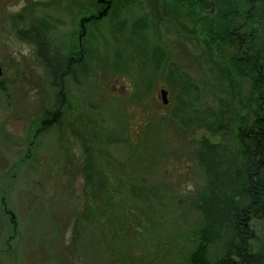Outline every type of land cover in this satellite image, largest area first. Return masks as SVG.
Segmentation results:
<instances>
[{
  "label": "rangeland",
  "instance_id": "rangeland-1",
  "mask_svg": "<svg viewBox=\"0 0 264 264\" xmlns=\"http://www.w3.org/2000/svg\"><path fill=\"white\" fill-rule=\"evenodd\" d=\"M60 3L0 0V82L6 88L0 89V264H186L203 223L195 207L207 185L200 142L234 145L231 115L241 112L239 100L248 105L249 85L221 74L216 56L195 61L189 93L170 91L160 78L152 94L169 89L167 105L160 97L142 98L138 85L153 69L169 71V64L144 54L137 30L100 29L97 49L85 58L95 75L80 84L65 76L68 101L61 119L37 146L30 145L44 110L48 119L54 117L58 90L10 17L31 11L46 40L66 59L78 51V27ZM113 41L120 56L114 48L110 58L117 64L109 72ZM185 50H175L181 72L187 67ZM97 53L106 60L98 64ZM219 119L224 127L218 128ZM107 136L116 140L107 143ZM85 146L98 171L94 188L85 180ZM139 187L156 195L147 199ZM221 250L217 242L209 247L212 263Z\"/></svg>",
  "mask_w": 264,
  "mask_h": 264
},
{
  "label": "flooded vegetation",
  "instance_id": "flooded-vegetation-1",
  "mask_svg": "<svg viewBox=\"0 0 264 264\" xmlns=\"http://www.w3.org/2000/svg\"><path fill=\"white\" fill-rule=\"evenodd\" d=\"M60 7L66 14H73L75 25L78 27V48L75 49L78 51H70L65 59L58 50L66 61L64 71L69 73L75 69L76 76L66 74L71 76L73 81L77 75L81 76L76 65L84 57V44H89L91 48L94 43L96 48L95 41H98V37L103 33L100 29L107 31L106 34H114L117 28L129 26L140 34L139 42L145 55L169 64V71L166 70L167 67H162V70L153 69L154 73L149 75L150 79L143 80L138 85L140 97L154 98L152 92L158 86L160 78L169 83L170 91H182V83H179L177 78L168 82L164 77L183 76L184 72L189 90L194 89L191 71L195 61L198 63L217 56L219 70L232 72L234 69V73H239L238 80H245L249 85L248 105L240 100L241 112L244 111L240 112L241 115L248 113L245 117L249 119L248 126L244 128L246 135L256 140L258 133L262 132L263 128L258 123L260 119L264 121V103L260 104L258 109L257 83L260 82L263 93L260 98H263L261 101L264 102V0H61ZM28 16L27 26L32 21L36 22L31 11H28ZM45 43L46 46L50 45L46 36ZM116 43L117 41L112 42L111 50L117 49ZM29 45L34 47L35 56L38 55V46ZM179 47L186 49L183 57L187 67L185 66L184 72H181L180 65L175 60V50ZM43 55L50 57L49 51H44ZM36 57L40 61L39 57ZM227 59H235L233 65L227 62ZM46 63L41 62L49 73V67L45 66L48 62ZM108 70L114 72L113 67ZM242 74L250 78L242 77ZM162 89L166 90L168 96L169 89L160 87L159 95L154 100L160 97L162 101ZM61 92L65 96V86ZM48 112V108L45 109L37 119V126L33 128L31 135L32 142L35 138L44 137L49 120ZM33 143L38 145V142Z\"/></svg>",
  "mask_w": 264,
  "mask_h": 264
},
{
  "label": "trees",
  "instance_id": "trees-1",
  "mask_svg": "<svg viewBox=\"0 0 264 264\" xmlns=\"http://www.w3.org/2000/svg\"><path fill=\"white\" fill-rule=\"evenodd\" d=\"M28 17V13L25 11L24 13L11 16L10 19L13 30L21 40L38 46V52H36L38 55L36 56L39 57L40 62L45 64L48 62V65H44L49 67L52 84L58 90L56 95L58 105L50 113L55 114L46 123L45 130H47L54 126L57 120L61 119V109L67 105L68 101L61 92L64 89V78L67 76L66 74L75 75V69H72L69 73L64 71L66 61L63 60L55 46L51 44L46 46L44 31L40 25H36L32 21L27 26ZM83 46V55L85 57L76 65V69H79L81 76L78 77L77 75L75 77L76 81L74 80L78 84H80L82 78L95 75L87 67L85 58L91 49L95 50L97 48L94 47V44L91 48L89 44H84ZM110 50L111 48L107 50L109 52V59L107 58L109 68L117 64L114 61L116 59L110 58V53H112V50ZM44 51H49L50 57L47 58L46 55H43ZM118 52L120 51L114 50L117 59L120 56ZM104 60L106 58L103 59L97 53L98 64ZM234 60L227 59V62L233 65ZM233 71L220 70V73L225 74L227 77L239 76V73H234ZM169 76L174 79L177 78L178 82L182 83V91L180 92H190L185 77L181 75H167L165 77ZM242 77L250 78L245 74H242ZM229 81L234 87V80L229 79ZM259 84L260 82L257 83L258 109H260V104L264 103L261 101L263 98H260L263 93ZM0 89H6L2 82H0ZM180 100L183 102V99ZM247 102H249L248 98ZM239 103L241 105L240 100ZM242 105L244 106L243 103ZM222 109L219 110L218 116L222 115ZM177 111L178 108H175V111L170 114L173 119L178 117ZM246 115H241L239 111H233L231 115L233 123L235 122L236 124V133L233 136L235 143L233 146L212 142L207 138L202 139L200 142L198 149V154H200L199 163L204 167L207 185L204 193L200 195V200L195 203V207L201 212L203 223L195 231L194 248L188 254L186 264H232L231 262L233 261H236L235 264H264V121L262 119L259 120L258 124L263 129L261 133H258L256 140H254L253 137L246 135L244 130L249 122V119L245 118ZM165 118L167 117L161 119ZM219 120L218 128L224 127L225 120ZM180 122H184V119H180ZM106 138L107 143L116 140L112 136H107ZM36 141L37 138L33 139V142ZM33 144L31 142L30 145ZM84 151L85 161L83 169L85 180L87 185L91 184L90 187L94 188L92 180L93 177L98 176V171H95L96 166L87 146L84 147ZM138 190L141 192V196L147 197V199H149V196L156 195L155 190L151 188L143 189L139 187ZM216 242L220 243L222 250L218 259L212 263L208 258V250Z\"/></svg>",
  "mask_w": 264,
  "mask_h": 264
},
{
  "label": "water",
  "instance_id": "water-1",
  "mask_svg": "<svg viewBox=\"0 0 264 264\" xmlns=\"http://www.w3.org/2000/svg\"><path fill=\"white\" fill-rule=\"evenodd\" d=\"M161 97H162V102L166 104L168 102L166 90L164 89L161 90ZM11 217H13V215Z\"/></svg>",
  "mask_w": 264,
  "mask_h": 264
}]
</instances>
